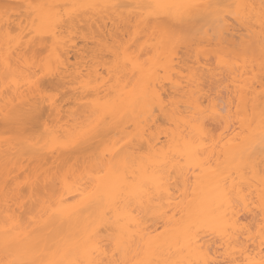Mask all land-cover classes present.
Here are the masks:
<instances>
[{
  "label": "snow or ice",
  "instance_id": "1",
  "mask_svg": "<svg viewBox=\"0 0 264 264\" xmlns=\"http://www.w3.org/2000/svg\"><path fill=\"white\" fill-rule=\"evenodd\" d=\"M0 264H264V0H0Z\"/></svg>",
  "mask_w": 264,
  "mask_h": 264
}]
</instances>
